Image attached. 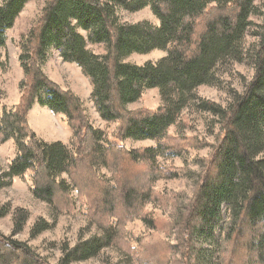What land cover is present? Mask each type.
Returning a JSON list of instances; mask_svg holds the SVG:
<instances>
[{
  "label": "trees",
  "instance_id": "1",
  "mask_svg": "<svg viewBox=\"0 0 264 264\" xmlns=\"http://www.w3.org/2000/svg\"><path fill=\"white\" fill-rule=\"evenodd\" d=\"M28 1H0V47L4 45L5 31L12 27ZM254 1L48 0L39 22L21 47L25 80L20 103L12 112L0 111V142L11 138L18 149L8 170L0 174V187L29 171L33 195L53 205L67 202V198H62L70 191L65 181H57L60 173H65L75 187L83 185L88 193L97 189L102 236L66 249L59 264L85 261L111 245L124 246V225L134 217L151 225L153 220L143 213V208L151 200L153 183L163 176L155 158L160 153H178L166 140L165 131L177 122L197 87L213 82L219 64L240 58ZM145 8L159 21L158 26L147 21L121 23L117 16L118 11L135 13ZM88 42L104 44L105 55L90 52ZM51 47L64 62L81 68L89 79L100 117L118 123L115 140L166 142L157 148L132 152L113 144L104 149L103 134L89 124L80 100L61 90L43 73L40 63ZM154 50L166 51V56L141 66L124 62L131 54ZM253 66V78L243 93L235 94L225 108L209 106L219 118L222 136L180 222L184 238L179 239L190 264L203 259L205 243L219 251L221 264H264V23ZM153 88L159 90L162 99L156 110H127L146 89ZM42 93L47 96L39 100ZM36 101L66 117L74 133V154L62 143L42 142L30 130L26 116ZM123 160L128 168L114 178L113 186H93V167L112 164L117 168ZM111 217L116 220L114 226ZM223 226L227 227V241L220 244L218 233ZM226 255L229 260L224 263ZM151 262L155 261L148 264ZM0 264L45 262L26 245L0 234Z\"/></svg>",
  "mask_w": 264,
  "mask_h": 264
},
{
  "label": "rangeland",
  "instance_id": "2",
  "mask_svg": "<svg viewBox=\"0 0 264 264\" xmlns=\"http://www.w3.org/2000/svg\"><path fill=\"white\" fill-rule=\"evenodd\" d=\"M47 2L29 0L12 27L4 33V45L0 47V111L12 112L20 103L25 80L21 47L39 22ZM253 7L250 26L241 42L240 58L233 57L219 64L214 71L213 82L197 87L194 98L179 114L177 122L165 131L166 140L172 143L178 153H160L155 158V165L163 172V176L153 183L155 197L152 195L143 208V213L153 220L151 225L134 217L124 225V246L116 244L104 247L95 257L69 264H148V261H155L151 264H190L180 242L184 234L179 226L193 201L200 176L222 136L219 118L209 106L227 107L233 96L243 93L253 78V56L264 23V0H255ZM117 16L121 23L147 21L155 26L159 24L149 8L135 13L118 11ZM79 32L87 38L85 32ZM87 49L98 56L106 53L104 44L88 42ZM165 56L166 51L154 50L147 54H131L124 58V62L141 66L148 62L156 63ZM40 67L51 82L80 100L89 124L103 134L101 145L104 149L113 144L132 152L157 148L166 142L129 138L123 142L115 140L118 123L100 117L92 98V84L81 68L64 62L53 47L48 50ZM46 96V93L40 94L39 100H44ZM161 104L159 90L146 89L139 100L127 106V110L154 111ZM26 119L28 127L39 140L47 144L62 143L74 154V133L63 114L54 113L36 101L27 112ZM17 152L13 139L0 142V174L8 170ZM116 167L112 164L108 167H93V186H104L105 183L106 186H113L114 178L128 168L124 160ZM61 180L69 185L70 191L62 198H67V202L63 201L60 205L50 204L33 195V177L29 171L13 177L8 185L0 187V234L6 239L26 245L45 264H59L66 249L103 234L104 226L99 223L97 212V189L90 193L83 185H80L82 189H78L65 173L57 175V181ZM225 222H229L228 213ZM110 223L114 226L116 220L111 217ZM226 228L223 226L218 233L220 244L227 241ZM202 248L205 254L197 264H221L219 251L215 247L205 243ZM228 260V255L224 256V263Z\"/></svg>",
  "mask_w": 264,
  "mask_h": 264
}]
</instances>
